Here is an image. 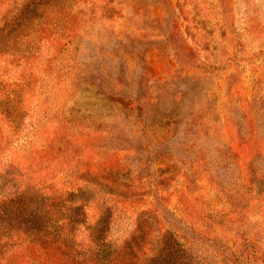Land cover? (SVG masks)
<instances>
[{"label":"rangeland","instance_id":"rangeland-1","mask_svg":"<svg viewBox=\"0 0 264 264\" xmlns=\"http://www.w3.org/2000/svg\"><path fill=\"white\" fill-rule=\"evenodd\" d=\"M69 2L67 41L41 21L49 105L21 122L44 148L0 170L2 197L68 237L16 253L14 206L1 264H228L223 232L243 252L264 212V0Z\"/></svg>","mask_w":264,"mask_h":264},{"label":"trees","instance_id":"trees-1","mask_svg":"<svg viewBox=\"0 0 264 264\" xmlns=\"http://www.w3.org/2000/svg\"><path fill=\"white\" fill-rule=\"evenodd\" d=\"M43 1L0 0V170L12 168L21 160L27 162L31 154L44 148L43 136L46 132L40 124H33L31 131L26 130V132L21 127L22 120L28 116L29 112L38 115L43 112V107L46 108L49 105V98L42 99L43 94H38L39 89L34 83L40 72L49 71L46 62L55 51V48L49 46L50 43L43 36L41 21L44 19L48 26L54 27L51 30L56 37L53 41L64 42V39L67 41L68 32L65 31L66 29L58 28L54 21H62L60 24H63L66 20L65 13L73 9V4H70V0H47L46 4H43ZM47 12L49 14L45 15ZM35 64L39 67H35ZM37 177L43 184L41 191L43 190L46 197L47 194L52 196L54 189L51 192V187L46 186L50 181L49 175L40 173ZM63 192L66 194L70 191L64 189ZM21 203L19 199L5 198L0 194V257L7 253V242L16 238V236L8 235L13 223L6 221L11 217L14 206L17 207L16 223L19 231L22 230L20 227L27 229V237L16 253L23 254L27 248L36 247L52 236L59 239L68 237L65 232V221L48 219V213L25 208V205ZM75 207L79 209V206ZM225 211L232 213L231 208ZM255 211L254 208H250L252 215ZM262 215L263 220L264 212ZM262 220L260 221L261 230L258 233L254 236H245L247 245L243 252L232 242H224L226 240L223 237L227 236V232H223V236L220 237L222 242L217 244H223L221 256L228 264H264V220ZM189 251L187 244L181 246L184 256ZM96 260L99 264H108L109 252L103 250Z\"/></svg>","mask_w":264,"mask_h":264}]
</instances>
